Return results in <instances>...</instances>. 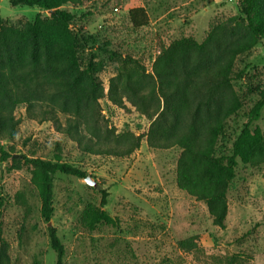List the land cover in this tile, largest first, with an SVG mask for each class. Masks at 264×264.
Listing matches in <instances>:
<instances>
[{"label": "rangeland", "instance_id": "1", "mask_svg": "<svg viewBox=\"0 0 264 264\" xmlns=\"http://www.w3.org/2000/svg\"><path fill=\"white\" fill-rule=\"evenodd\" d=\"M238 4L239 0H83L81 5L62 7L73 16L79 69L86 79L99 82L102 114L118 134H144L151 123L128 102L119 108L108 100L109 82L121 58L131 56L151 71L156 55L174 40L192 37L201 43L217 24L241 20ZM137 7L148 14L147 26L132 25L129 11ZM49 15L38 7L0 0V17L11 25L21 27ZM246 33L241 25L232 27L228 37L235 41ZM90 64L102 65V70L91 73ZM235 71L239 77L234 87L243 108L227 121L216 156L230 155L245 126L264 133V108L258 119L249 116L258 90L264 88V40L237 59ZM16 117L21 120L16 136L0 138V147L11 155L0 160V238L9 243L10 264H57L31 182L32 168L22 157L72 164L99 184L93 187L84 179L56 175L50 224L65 247L64 264H229L233 258L235 264H264V163L237 166L221 229L203 202L178 189L180 149L154 150L143 141L127 158L92 156L50 122L29 119L26 105L18 106ZM60 118L65 121L64 115ZM103 190L109 193L105 210L117 225L100 224L90 230L84 214L100 206ZM191 236L199 237L200 249L181 250L178 242Z\"/></svg>", "mask_w": 264, "mask_h": 264}, {"label": "trees", "instance_id": "2", "mask_svg": "<svg viewBox=\"0 0 264 264\" xmlns=\"http://www.w3.org/2000/svg\"><path fill=\"white\" fill-rule=\"evenodd\" d=\"M13 6L38 7L52 11L48 18L18 27L0 17V138L13 139L21 123L16 109L26 105L27 117L50 122L55 131L74 142L86 154L127 158L145 141L150 149H180L176 165L179 190L208 209L213 224L225 228L228 191L239 163L257 167L264 163V133L245 126L233 142L230 155L216 156L219 137L227 121L243 108L234 87L239 77L237 59L264 40V0H239L242 22L231 18L214 26L203 42L183 37L171 42L155 57L151 71L131 56L122 57L116 76L110 79L108 100L119 108L126 102L151 123L146 133L118 134L102 114L104 97L99 82L86 79L79 69L77 37L71 28L73 16L62 9L81 5L83 0H9ZM129 17L134 28L147 26L143 7L133 8ZM243 25L247 33L232 41V27ZM98 73L102 65H89ZM249 116L256 120L264 108V88ZM65 116V121L61 116ZM11 155L2 146L0 160ZM32 168L31 182L41 202L40 214L47 224L57 264H64L65 247L52 226L54 182L57 174L85 179L72 164L22 157ZM100 206L85 212L90 230L100 224L116 226L105 210L109 193L102 191ZM183 251H198V236L180 240ZM9 243L0 238V264H10ZM229 264H235L234 258Z\"/></svg>", "mask_w": 264, "mask_h": 264}, {"label": "water", "instance_id": "3", "mask_svg": "<svg viewBox=\"0 0 264 264\" xmlns=\"http://www.w3.org/2000/svg\"><path fill=\"white\" fill-rule=\"evenodd\" d=\"M49 13L52 14V11H49ZM84 181L90 186H93V187H98L99 186V184L97 182H95L91 177H86L84 179Z\"/></svg>", "mask_w": 264, "mask_h": 264}]
</instances>
